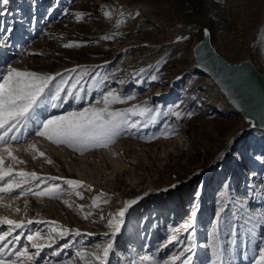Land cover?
Masks as SVG:
<instances>
[{
	"label": "rangeland",
	"instance_id": "374dc122",
	"mask_svg": "<svg viewBox=\"0 0 264 264\" xmlns=\"http://www.w3.org/2000/svg\"><path fill=\"white\" fill-rule=\"evenodd\" d=\"M129 2L123 13L120 6L107 0H10L7 12L0 17L5 30L13 29L10 34L0 31V37L7 41L6 46L0 42V67L11 64L42 74L80 75L86 89L94 83L99 85L107 76L102 91L134 95L132 100L113 104L112 109L147 104L154 108L150 115H156L155 109L159 108L155 124L145 127L146 118L130 116V122L141 119L139 128L122 131L107 147L88 148L82 153L34 134L13 142L17 149L14 155L24 161L16 164L15 170L36 172L41 178L30 181V186L39 184L34 190H42L58 185L60 191L54 198L29 194L17 199L19 190L0 194V217L34 221L16 230L14 235L23 232L21 242L11 247L26 245L30 254L34 253L27 236L37 230L46 236L55 221L58 230L69 229L70 234L52 249L46 248L41 257L49 264L65 260L84 264L76 252L98 251L95 245L106 243L103 233L109 231L108 219L125 201L138 199L126 214L115 242V250L121 255L110 254V264H129L131 259H137V264H153V260L159 264L162 258L186 247L189 236L197 245L193 264H213L217 254L226 259L230 249L235 255L233 264H252L264 233V224L259 223L257 215L264 213V132L246 133L242 116L209 78L195 70L192 47L198 33L177 26L173 12L184 5L210 29L212 43L221 57L233 64L250 61L264 79V0ZM104 3V11L111 13L109 17L101 12ZM75 13H84L83 19L78 21ZM105 35H113V39L102 40ZM180 36L188 39L177 41ZM67 43L81 46L63 47ZM142 68L145 71L137 75ZM71 69L76 71H66ZM153 74L158 76L156 81L150 79ZM97 97L93 88L86 101L95 103ZM175 105H179L175 110L193 115H182L179 120L170 114L165 116L168 107ZM79 107L65 105L51 114ZM33 143L36 151L24 150ZM40 152L45 155L41 157ZM48 159L53 162L47 163ZM67 180L82 184L73 188ZM224 184L230 187L221 196ZM97 197L98 206H93ZM222 205L229 215L237 212L239 219L233 223L239 247L228 243L232 237L225 234L223 225L217 227V238L212 236L216 213ZM88 213L91 215L85 219ZM193 215L192 228L182 230ZM241 225L255 226V239ZM178 228L180 242L158 252L166 237ZM75 230L81 236L72 235ZM65 242L71 247L63 249L60 256L50 255ZM130 247L136 252L131 253ZM143 255L153 260L140 261L138 257ZM37 260L43 264V260Z\"/></svg>",
	"mask_w": 264,
	"mask_h": 264
},
{
	"label": "snow or ice",
	"instance_id": "6c2138e0",
	"mask_svg": "<svg viewBox=\"0 0 264 264\" xmlns=\"http://www.w3.org/2000/svg\"><path fill=\"white\" fill-rule=\"evenodd\" d=\"M10 0H0V17L7 12V5ZM67 12V10H65ZM105 17L111 15L110 12L105 11ZM138 15V13H137ZM76 19L82 20L84 13H75ZM119 25H117L118 27ZM0 31L10 34L13 29L7 28L6 30L0 25ZM204 36H209V30L205 28L203 30ZM102 40H111L113 35H105L101 37ZM187 36L177 37V41L187 40ZM0 42L6 46L7 41L0 37ZM204 43L203 41L201 42ZM81 45L75 43L64 44L65 48L80 47ZM206 46V45H205ZM108 63V62H106ZM151 67V66H150ZM227 71H231L227 66H223ZM75 72L76 69L66 70ZM145 69H140V73H143ZM158 71V69H157ZM98 75V74H97ZM59 78V79H58ZM82 76L76 77L65 76L63 73L42 74L30 70H21L17 67L7 64L6 67H0V194H12L19 190L20 196H27L29 194L36 197L48 196L54 198L59 193L60 189L58 185H49L42 190L39 189V184L34 187L30 186V181H39L41 178L36 172H25L23 170L16 171L15 165L24 163L20 160L14 152L17 149L13 146V142H19L23 137L34 134L36 137L43 138L56 145H66L72 148L74 151L83 152L88 148L95 147H107L110 143H113L115 139L120 135L122 131L137 129L141 125V119H137L130 122L129 117L146 118L144 126L147 127L149 123L155 124L157 122V116L159 115V108L155 109L156 115H150L154 112L153 107L147 106H133L123 110L112 109L113 104L124 103L126 100H132L133 94L122 95L115 90L102 91L101 87L104 81L107 80L105 76L99 81V85L92 84L86 89L81 83ZM152 81H156L158 76L153 74L150 76ZM179 79V77H178ZM123 83V81H120ZM93 88H96L98 97L94 98L95 103H87L86 96L92 94ZM87 104V106H84ZM65 105L70 108L73 105H80L79 108L73 110H67L60 114H47L49 109H61ZM179 105L169 106L168 111L164 113L165 116L172 115L179 120L182 115L191 117L192 112L182 113L178 109ZM167 127V126H166ZM25 151H36V144H30ZM39 155L43 157L44 152H40ZM35 158V157H34ZM225 158L224 153L220 154V159ZM259 159V158H258ZM10 160L11 164H6L5 161ZM47 163L53 161L48 159ZM198 174V173H197ZM50 179L56 180L58 177H51ZM73 188L81 186L82 182L76 180L65 181ZM27 185V186H26ZM172 187H175L173 185ZM224 192L221 196L227 194L230 187L228 184H224ZM251 194V193H249ZM77 196L83 199V196L77 192ZM199 195V193H197ZM99 197L93 200V206H98L97 201ZM105 203L107 201H104ZM67 203V202H65ZM138 204V199L125 201L123 206L118 212L112 215L107 221V229L103 233L106 238V243L101 246L95 245L98 249L96 252H86L79 250L76 252V257L83 261L84 264H110V254L120 256L121 253L115 250V242L118 234L121 233L122 227L125 224V216L129 212V209ZM71 206V205H69ZM83 207V206H81ZM19 211V209H16ZM91 213L84 216L85 219ZM259 216V223L264 224V213H257ZM103 219V217H101ZM239 219L236 211H232L229 215L225 212V206H221L216 213V225L213 226L212 236L217 238V227L223 225L227 230L225 234H230L232 239L228 241L230 245L239 247L237 244V230L234 220ZM195 215L192 220L182 225V230L188 231L193 226ZM227 220V223H225ZM34 223L29 219L25 221H15L7 217H0V225H6V229L0 228V264H38L37 258L43 260V264H49L47 260L41 257V253L47 248L52 249L54 244H57L59 239H64L70 234L69 229L58 230L56 222L52 221V227L48 230L46 236L42 235L39 230L31 233L27 236V240L31 243V248L35 249L34 253L29 252L28 246L11 247L16 244H20L21 236L23 232L15 234L17 229H24ZM42 223V222H36ZM247 224V221H245ZM255 227V226H254ZM254 227L241 228L247 233L251 234V237L255 239ZM181 229H175L173 233L166 237L165 241L157 248V251H163L168 249L170 245L179 243V237L177 233ZM72 235L81 236L79 230L71 232ZM87 235H92L88 233ZM189 244L186 247L178 249L175 252L169 254L166 258H162L159 264H193L194 257L196 256L195 249L197 245L192 242L194 237H187ZM261 243L257 245L258 255L252 258V264H264V233L261 234ZM46 241V242H42ZM71 244L68 242L63 243L60 250H53L50 255L60 256L63 249H68ZM130 252L135 253L136 249L130 247ZM140 261L153 260V257L149 255L139 256ZM245 259H248L245 254ZM235 255L229 250V256L226 259L222 258L221 254H217L216 261L213 264H233ZM61 264H72V261H61ZM129 264H137V259H131ZM153 264L156 262L153 260Z\"/></svg>",
	"mask_w": 264,
	"mask_h": 264
},
{
	"label": "water",
	"instance_id": "95a60500",
	"mask_svg": "<svg viewBox=\"0 0 264 264\" xmlns=\"http://www.w3.org/2000/svg\"><path fill=\"white\" fill-rule=\"evenodd\" d=\"M173 17L177 26L199 33L192 47L195 70L209 78L219 89L242 116L248 131H264V80L254 65L248 60L233 64L221 57L212 43L210 29L199 20L192 23L184 5L175 8ZM205 28L209 30V36L203 35ZM225 65L231 69L230 72L223 67Z\"/></svg>",
	"mask_w": 264,
	"mask_h": 264
},
{
	"label": "bare ground",
	"instance_id": "6f19581e",
	"mask_svg": "<svg viewBox=\"0 0 264 264\" xmlns=\"http://www.w3.org/2000/svg\"><path fill=\"white\" fill-rule=\"evenodd\" d=\"M107 2L108 3H115L118 7L120 6L121 7V11L123 12V13H125L126 11H127V7L128 6H130V2H129V0H107ZM106 6H107V4L106 3H104L103 4V6H102V9H101V12H102V14L105 12L104 10L106 9ZM115 6V5H114ZM119 7V8H120ZM189 16H190V21L193 23V22H195V21H197V20H199L200 21V19H197V18H194L193 16H192V13L190 12L189 13ZM190 31V30H189ZM196 37L197 38H199V33L196 35ZM260 76H261V74H260ZM261 78H262V76H261ZM263 79V78H262ZM264 80V79H263ZM57 109H49V112L47 113V114H51V113H53L54 111H56ZM245 125V127H244V129H245V132L246 133H250V132H252V131H254V130H256V131H261V130H257V129H253V130H250V131H248V125H246V124H244ZM248 131V132H247ZM261 132H264V131H261Z\"/></svg>",
	"mask_w": 264,
	"mask_h": 264
}]
</instances>
